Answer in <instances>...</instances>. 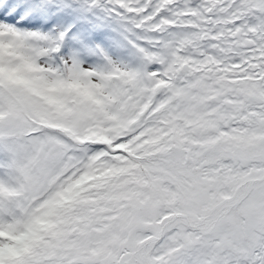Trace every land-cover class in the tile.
I'll return each instance as SVG.
<instances>
[{
  "label": "rangeland",
  "instance_id": "1",
  "mask_svg": "<svg viewBox=\"0 0 264 264\" xmlns=\"http://www.w3.org/2000/svg\"><path fill=\"white\" fill-rule=\"evenodd\" d=\"M110 1V5L119 3L118 8L126 9L125 16L131 15L132 20H128V31L123 30V25L119 22L92 18L87 4L76 7L66 0H0V75H4L5 81L11 74L18 72L19 75L16 77L19 81L24 79L32 81V76L37 75L36 80L41 83L43 92L49 97L46 107L48 103L58 104L54 109L55 119H58L61 113V105L72 106L68 100L74 102L73 96H67V93L72 91L77 98L82 99L81 105L87 102L88 108L85 112L78 109L80 115L96 114V109H93L95 105L101 118L110 122L113 133L120 131L121 135L129 137L133 130L140 129L139 122H135L138 115L130 116L125 112L126 104L121 102L122 90L113 80H118L122 71L127 68L136 69L134 65L138 62V49L145 48L150 38L148 35L156 34L147 35L142 30L144 26L150 27L154 24L163 27L165 24H172L173 21L167 19L178 14L174 8L181 7L183 10L196 13L187 14L183 20L186 26L192 27L194 23L199 25L191 29L192 34L203 35L204 29L209 33L208 41L203 37L195 38V41L202 45L207 63L202 57L197 58L195 50L186 48L185 53L197 58L195 62L200 65L214 62L212 72L206 74L209 75V85L216 84L212 83L211 79L217 78L226 66L233 67L228 70L237 75L238 82L233 86L224 85L218 89L225 97L233 91L237 95L238 100L235 102L238 103V107L232 113L233 116L241 115L247 104L245 110L249 111L251 119L255 123L258 122V128L262 130L261 134H257L258 141L264 144V22L260 24L259 21H252L255 13L264 12V0L259 4L261 10L254 8V4H240L234 1L228 2L230 3L228 6L222 0H183L177 5H173L170 0ZM168 2L172 4L168 5L170 14L164 11ZM210 12L216 16L208 15ZM203 21L207 26H203ZM134 38L139 40V47L132 43ZM183 39L182 37L181 41ZM181 46H183L181 42L177 46L173 44L171 51H174V58L178 56ZM57 66H61L58 71L55 70ZM166 67L167 64L161 66ZM183 68H189L188 62L183 64ZM246 75L251 76L247 84L243 78ZM197 78L191 73L189 80L195 82ZM1 87L3 84H0V173L7 180H0V264H15L34 248L38 237L37 225L43 213L62 196L70 193L85 177L86 172L100 165L104 151L101 144L85 150L69 149L63 159L53 161L46 149V136L42 135L39 139V133H30L26 136L22 133L19 135L13 133L21 132L26 122L20 118L23 125H19L9 118L20 105L11 89ZM72 87L82 93L74 91ZM8 96L14 98V102L8 100ZM171 97L167 92H160L150 106V123L158 126L157 131L164 127L166 118L175 112L173 107L177 105L171 102ZM163 100H167L163 105L170 108H162ZM246 100L250 101V105ZM125 102L128 104V101ZM223 106L224 104L219 101L208 111L212 116L209 122L211 130L218 129V125L224 120L222 115L230 112ZM5 107L9 109L6 112L9 115L3 118L1 114ZM202 110L200 103L194 104L192 115H201ZM54 125H58L57 120ZM45 134L55 138L59 135L64 141H69L55 130L45 131ZM113 135L115 136H112V140L115 141L119 136L117 133ZM204 136V133L200 135L201 138ZM157 138L158 136L151 137V141ZM238 141V143L232 141L231 145H243L242 141ZM56 164L60 166L55 168ZM172 174L176 190L164 191L163 209L171 205L179 208V200L187 195L189 197L190 190H194L195 193L194 200L191 201L195 208L189 212L195 215V218L199 206L210 198L222 202L234 195L237 197L236 191L239 186L235 176L226 178L215 175L216 178L212 179V173H208L207 176L184 169L177 175L172 170ZM203 179L217 186L220 193L215 194V191L203 186ZM226 187L229 188L228 192L225 191ZM179 190L182 197L177 200L175 194ZM263 195L264 186L244 200L249 215L256 223L262 220L264 214ZM136 211L134 219L137 220L131 223L134 228H151L153 232L159 231V227L144 221L147 210L143 202H138ZM203 216L198 220L203 225L202 233L208 230L211 221L213 230L225 223V219L215 212L212 218ZM131 237L136 238L135 232H132ZM40 250L43 251V248ZM135 254L140 256L142 253ZM128 257L129 254L122 255L123 260ZM130 264L134 263L130 261ZM138 264L145 263L139 260Z\"/></svg>",
  "mask_w": 264,
  "mask_h": 264
},
{
  "label": "trees",
  "instance_id": "2",
  "mask_svg": "<svg viewBox=\"0 0 264 264\" xmlns=\"http://www.w3.org/2000/svg\"><path fill=\"white\" fill-rule=\"evenodd\" d=\"M80 2H86L90 6L93 17L119 21L129 29L127 21L117 19L120 10L110 9L107 0H72L73 4ZM170 2L177 5L183 0ZM171 3L165 4L166 14H170L168 5H172ZM174 9L178 14L167 19L173 21L172 24H165L163 27L152 24L141 28L147 35L156 34L148 35L150 38L145 44L147 52L140 58L138 69L133 73L123 71L122 79L117 83L122 90L121 102L126 104L125 112L130 116L138 115L135 122H139L140 129L133 130L129 137L117 131L119 137L113 141L112 136L116 133L112 132L110 122L101 118L95 105L93 109H96V114L80 115L78 109L85 112L88 105L86 101L81 105L82 99L74 94V102L70 101L72 106L61 105V113L58 119H54L55 113L44 108L49 98L36 78L32 76V81H19L12 77L6 81L4 87L13 89L20 105L14 112L16 117L13 116V120L18 118L19 125H23L20 118L25 122H39L42 124L40 130L46 128L60 131L69 139L68 143H61L51 138L49 142L52 153H55L54 159L59 158L63 150L74 144L80 148L101 144L104 151L101 163L94 172L82 180L70 194L55 203L49 212L43 214L37 226L35 249L15 264H123L110 258L112 255H121L129 248H136L129 231L133 227L131 223L135 220L140 201L146 205L147 220L156 225L161 226L176 216L173 223L149 247L153 264H236L242 258L248 264H253L251 253L258 252L260 247L264 248V225L258 235L254 232L257 237L263 236L260 239L263 245H253L249 231L247 232L248 229L254 231L253 219L241 202L231 212L233 221L228 228L222 227L217 234L197 238L199 243L208 244L205 258L201 257L196 245L187 242L184 235L192 237L193 229L189 228L183 216H179L195 193H191L186 201L181 200L179 209L162 210L164 190L166 186L173 184L169 171L191 169L205 175L210 169L226 167V164L230 165L226 169H231L233 175H244L242 184L249 183L254 176L253 170H260L259 175H264V144L257 138L262 130L258 128V122L251 119L249 111L245 110L246 103L250 105V101L246 100L241 115L233 116L232 113L238 107L235 102L238 100L237 95L233 91L225 97L218 89L238 82L237 75L228 70L233 67L226 66L217 78L211 79L216 84L209 85V75L206 74L212 72L214 62L203 65L195 62L198 57H202L207 63L202 45L195 38L203 37L208 41L209 33L204 29L203 35L192 34L191 29L195 27L183 24L187 14L192 11L181 7ZM212 14L216 16L213 12ZM202 23L207 26L205 21ZM182 37L184 39L181 41ZM180 42L183 46L179 47V54L174 58L171 48L173 44L177 46ZM186 48L195 50L197 58L187 55L184 51ZM185 62H188L189 68H183ZM165 64L167 67L161 68ZM191 73L198 77L195 82L189 80ZM243 78L245 84L251 80V76ZM1 84L4 85L5 81ZM240 85L242 86L241 81ZM160 92L171 95V102L177 106L173 107L175 112L172 116L166 118L164 127L157 131L158 126L150 123L149 114L150 106ZM219 101L230 112L222 115L224 120L220 122L218 129L211 130L209 122L212 116L208 111ZM165 102L167 100L162 101V108H170L163 105ZM197 103L202 105L203 110L201 115L193 116L192 108ZM56 120L58 125L55 126ZM202 133L205 134L203 138L200 137ZM156 136L158 138L151 141V137ZM234 140L237 143L238 140L242 141L243 145L240 146L243 147L239 149V145H231ZM212 141L214 142L211 143ZM169 152L173 154V158L168 159V164L164 159ZM263 183L264 179L256 186ZM203 185L209 186L205 180ZM201 207L204 211L209 210L204 204ZM170 231L177 235L166 250V233ZM137 232H140V238L147 233L144 229ZM243 237L249 246H253L246 254L241 255V251H244L241 240Z\"/></svg>",
  "mask_w": 264,
  "mask_h": 264
},
{
  "label": "bare ground",
  "instance_id": "3",
  "mask_svg": "<svg viewBox=\"0 0 264 264\" xmlns=\"http://www.w3.org/2000/svg\"><path fill=\"white\" fill-rule=\"evenodd\" d=\"M0 180L3 181V180H7L3 177V175L0 173Z\"/></svg>",
  "mask_w": 264,
  "mask_h": 264
}]
</instances>
